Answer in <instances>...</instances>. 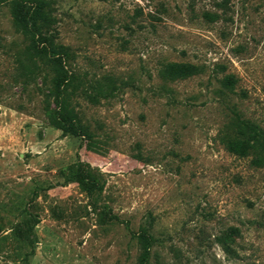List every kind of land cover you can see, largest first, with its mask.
<instances>
[{"label": "rangeland", "instance_id": "obj_1", "mask_svg": "<svg viewBox=\"0 0 264 264\" xmlns=\"http://www.w3.org/2000/svg\"><path fill=\"white\" fill-rule=\"evenodd\" d=\"M9 1L0 264H138L142 242L146 264H264V142L234 126L264 131V0H45L75 55L58 64L64 127L54 68L25 59ZM167 64L191 74L165 77Z\"/></svg>", "mask_w": 264, "mask_h": 264}, {"label": "trees", "instance_id": "obj_2", "mask_svg": "<svg viewBox=\"0 0 264 264\" xmlns=\"http://www.w3.org/2000/svg\"><path fill=\"white\" fill-rule=\"evenodd\" d=\"M10 8L14 17V23L21 29V33L27 39V54L25 59L35 58L41 60L43 57L51 63L54 68V75L50 79L49 92L52 93L55 108L51 113L55 116L51 119L52 124L65 126L71 125L69 112L66 110V99L63 96V88L71 77L68 76L66 68L62 65L75 58L70 47L56 43L48 28L49 18L47 15L48 4L45 0H10ZM24 4H27V7ZM65 66V65H64ZM163 76L170 79L185 78L191 74L188 65L167 64L162 68ZM226 82L233 81L232 77H226ZM71 119V120H70ZM69 120V121H68ZM234 126L238 137H248L254 143L264 142V131L259 129L255 124L246 121L238 114L235 115ZM72 129V126L70 127ZM233 143V142H232ZM230 150L237 154H244L245 147L240 142L237 145H230ZM115 217H117L115 215ZM143 251L140 253L139 263L146 264L148 245L141 243Z\"/></svg>", "mask_w": 264, "mask_h": 264}]
</instances>
